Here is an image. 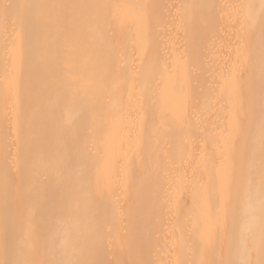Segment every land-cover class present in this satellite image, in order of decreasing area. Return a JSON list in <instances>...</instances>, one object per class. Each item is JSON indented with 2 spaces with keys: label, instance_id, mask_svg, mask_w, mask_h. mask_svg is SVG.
Wrapping results in <instances>:
<instances>
[{
  "label": "bare ground",
  "instance_id": "6f19581e",
  "mask_svg": "<svg viewBox=\"0 0 264 264\" xmlns=\"http://www.w3.org/2000/svg\"><path fill=\"white\" fill-rule=\"evenodd\" d=\"M0 264H264V0H0Z\"/></svg>",
  "mask_w": 264,
  "mask_h": 264
}]
</instances>
